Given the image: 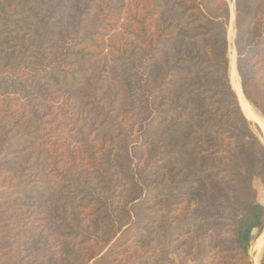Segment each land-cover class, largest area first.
Here are the masks:
<instances>
[{"label":"trees","instance_id":"trees-1","mask_svg":"<svg viewBox=\"0 0 264 264\" xmlns=\"http://www.w3.org/2000/svg\"><path fill=\"white\" fill-rule=\"evenodd\" d=\"M234 8L264 119V0ZM229 20L226 0H0V264H144V238L170 256L182 234L192 264L211 236L214 264H251L264 144Z\"/></svg>","mask_w":264,"mask_h":264},{"label":"rangeland","instance_id":"rangeland-1","mask_svg":"<svg viewBox=\"0 0 264 264\" xmlns=\"http://www.w3.org/2000/svg\"><path fill=\"white\" fill-rule=\"evenodd\" d=\"M226 2L229 5V12L231 14V9H230L231 5H233V9L235 11L234 0H226ZM234 21H235V12H234V20H233V27H234L235 35H234L233 39H235V36H236V30H235V26H234ZM229 25H230V20H229L228 27H229ZM228 27H227V34H228ZM227 38H228V35H227ZM232 42H233L232 45H233V48H234V40ZM228 46L230 47L229 43H228ZM229 47H228V55H229ZM234 50H235V48H234ZM235 62H236V52H235ZM235 66H236V63H235ZM229 68H230V66H229ZM239 82H240V80H239ZM250 122H252V121H250ZM65 131L66 130H64V134H65ZM135 135H136V129L134 130V133L131 134L129 139L134 138ZM261 142H262V140H261ZM141 165H143V164H141ZM254 186H255V188L257 190V193H258V201L262 205H264V188L257 181L254 182ZM163 212L164 211L158 212V215H160ZM152 226L154 227L155 230L160 227L159 218L154 219ZM207 229H209V228L208 227L204 228L205 231H207ZM212 232H213V229H211L209 232L207 231V234L210 235ZM263 232H264V230H263ZM263 232H262V234H263ZM188 237H190V236L183 235V234L180 235L179 237H177V240L173 243L174 245L169 249V251H172V252L170 253V256H168V254L166 255V252L164 250H162L161 247L158 246L156 244V242H154L152 240V238H149L147 236L146 238H144V241L142 243V249L141 250L139 249L137 253L139 254L140 251H142L144 249L152 251L148 255V258H144L142 260L144 264H192L193 263L192 262V258L195 256L196 248L193 247L190 254H187L186 250L188 249V247H189V245L191 243L197 245V243L199 242V238H198V234H196V235L192 234V238H188ZM196 238H197V240H195ZM13 240H14L15 243L18 242V238H14V236H13V238L8 237L3 242L7 241L8 243H11ZM215 241L216 240L212 236L211 237H206L204 239V242H203L204 243L203 245L205 247L204 249L205 250H209L208 258L210 257V259H211V258L215 257V259H213L212 263H210V260L205 259L203 264H214L215 260H217V259L222 260L220 258V257H222V254H221V252L219 250L220 248L219 249L217 248L218 243H215ZM255 243H256V241L252 244L251 248L249 249V261H250L251 264H253L252 261H254V259L256 258L253 255V248H252L255 245ZM26 245H27L26 259L29 258V260H30L31 256L27 257L28 256V244H26ZM219 245L221 247L222 246V242H220ZM175 246H176V249H175V251H173L172 248L175 247ZM151 247H153L152 250H151ZM262 253L263 254L260 255L259 258H258L257 264H259V262L261 264V261L264 258V247H263V252ZM58 255H59V250L55 249V248H53V249L51 248L50 251L48 252L47 256L46 255L45 256H46L47 259L50 260L51 264H60V262H59V260L57 258ZM45 256H44V258H45ZM165 257H167V258H165ZM179 257H183V260H182L181 263L178 260ZM26 259H24V260H26ZM130 261H133V258H131ZM128 263L129 262H128V259L126 258V256H118L116 258V262H115V264H128ZM263 264H264V261H263Z\"/></svg>","mask_w":264,"mask_h":264},{"label":"bare ground","instance_id":"bare-ground-1","mask_svg":"<svg viewBox=\"0 0 264 264\" xmlns=\"http://www.w3.org/2000/svg\"><path fill=\"white\" fill-rule=\"evenodd\" d=\"M231 9V20H230V25L228 27V43L230 44L229 47V55H228V59H229V66H230V79H231V86L232 89H234V91L237 94L238 100H239V104L241 107L242 112L244 113V115L246 116V118L250 121H252L253 123H255V125H258V128L260 127V129L264 130V119L263 117L260 116V114L258 113V111H256L243 96L242 94V90L240 87V83L237 75V71H236V66H235V50L233 48L232 45V41L234 40V35H235V31H234V27H233V20H234V9H233V5L230 6ZM264 144V139L263 136L261 135L260 138ZM264 246V232L263 234L257 239L255 245L253 246V255L256 257L257 254L260 252V250L263 248ZM251 251V250H250ZM256 259V258H255Z\"/></svg>","mask_w":264,"mask_h":264},{"label":"crops","instance_id":"crops-1","mask_svg":"<svg viewBox=\"0 0 264 264\" xmlns=\"http://www.w3.org/2000/svg\"><path fill=\"white\" fill-rule=\"evenodd\" d=\"M256 241H257V240H256ZM263 247H264V246H263ZM252 248H253V247H252ZM262 252H263V248H262V249L260 250V252L257 254L256 259H254V261H252L253 264H257L259 256L263 254ZM259 264H260V262H259Z\"/></svg>","mask_w":264,"mask_h":264},{"label":"water","instance_id":"water-1","mask_svg":"<svg viewBox=\"0 0 264 264\" xmlns=\"http://www.w3.org/2000/svg\"><path fill=\"white\" fill-rule=\"evenodd\" d=\"M229 72H230V70H229ZM230 81H231V79H230ZM234 90V89H233ZM235 92V91H234ZM235 94H236V92H235ZM236 96H237V94H236ZM238 98V97H237ZM244 114V113H243ZM246 117V116H245ZM258 126V125H257ZM259 129H260V127H259ZM260 132H261V135L263 136V139H264V130L263 129H260Z\"/></svg>","mask_w":264,"mask_h":264}]
</instances>
